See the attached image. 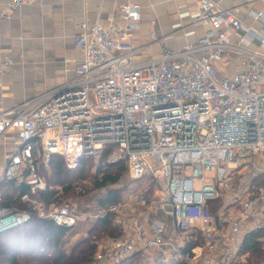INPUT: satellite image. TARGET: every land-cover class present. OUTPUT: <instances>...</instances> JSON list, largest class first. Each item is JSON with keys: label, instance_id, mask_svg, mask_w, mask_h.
Masks as SVG:
<instances>
[{"label": "built area", "instance_id": "2783aa9c", "mask_svg": "<svg viewBox=\"0 0 264 264\" xmlns=\"http://www.w3.org/2000/svg\"><path fill=\"white\" fill-rule=\"evenodd\" d=\"M34 1L7 0L0 19ZM261 1L262 9L248 14L264 23ZM223 2L197 0L193 18L202 34L176 48L161 42L157 56L138 60L141 46L131 38L140 5L126 1L118 20L79 23L72 79L12 106L0 100V144H12L0 181L16 187L14 203L7 204L0 190V233L25 224L34 213L62 226L76 225L80 217L73 204L44 208L36 196L47 188L39 169L49 171L52 154L73 169L82 157L98 158L110 147L107 161L124 160L131 179L151 177L158 193L155 199L130 194L108 205L124 232L99 246L96 261L114 264L143 247L163 254L172 248L188 264H229L240 242L218 257L213 254L225 231L214 225L208 202L226 199L219 208L230 234L264 209V26H246L240 10ZM149 35L157 39L154 31ZM253 40L258 48L252 47ZM227 51L242 55L243 69L221 77L214 62ZM14 64L12 57L0 55V76ZM246 161H256L260 175L241 195L234 173ZM130 200L171 217L181 232L195 228L201 244L183 256L168 245L164 218L149 228L117 220Z\"/></svg>", "mask_w": 264, "mask_h": 264}, {"label": "crops", "instance_id": "0c3cea01", "mask_svg": "<svg viewBox=\"0 0 264 264\" xmlns=\"http://www.w3.org/2000/svg\"><path fill=\"white\" fill-rule=\"evenodd\" d=\"M6 1L0 0V11ZM126 1H135L140 5L138 27L131 38L134 45L141 46L136 58L138 60L157 56L161 52V42L167 47L176 48L194 41L203 32L201 25L193 18L197 10V0H35L20 5L12 11L9 19H0V55L10 56L15 60L13 68L0 76V100L3 101L4 106L18 104L72 79L73 69L79 57V50L74 43L79 33V23L85 21L88 24L94 22L106 24L111 19L118 20L121 13L120 5ZM223 4L226 7H237L246 26L254 29L264 26L263 22L251 19L248 14L249 10L262 9L261 0H224ZM150 31L155 32L157 39L150 37ZM251 45L259 47L255 40ZM241 60L240 53L225 52L220 61L214 62L218 75L229 76L233 72L242 70ZM11 150V143L0 144V175L6 154ZM255 168H258V172L254 173L250 180L238 183L235 181L236 190L241 195L246 194V189L251 188L255 178H259L260 169L254 166V171ZM153 187L157 192L156 184ZM145 195L147 196V193ZM156 197L155 193L149 199ZM223 203H226V199L222 200ZM213 215L214 225L225 231V237L215 247V253L213 252L215 256L218 257L235 241H239L241 246L246 233L255 228L262 229L260 241L264 248V209L258 211L255 217L241 222L234 234H230L228 222L220 208L216 209ZM163 218L167 224L165 239L168 245L176 246V249L184 244L188 236L195 237L194 235L199 234L195 228L188 233L179 231L175 228L171 217H164L161 212L147 209L136 200H130L127 207L117 215V220L125 219L128 224L137 221L146 228H149L155 220ZM128 230L127 233H130ZM122 232H124L123 228ZM81 233L75 232L70 235L71 238H76L70 244L75 242ZM168 249L165 250V257L175 256L170 252L172 248ZM247 255V252L238 254L236 252L229 264H248ZM95 264H109V262L98 260ZM258 264H264V259Z\"/></svg>", "mask_w": 264, "mask_h": 264}, {"label": "trees", "instance_id": "16d2710c", "mask_svg": "<svg viewBox=\"0 0 264 264\" xmlns=\"http://www.w3.org/2000/svg\"><path fill=\"white\" fill-rule=\"evenodd\" d=\"M109 150L110 147H106L96 161L94 157H82L73 169L66 168L60 155L52 154L49 171L39 169L44 174L47 188L38 192L36 196L41 200L44 208H47L50 204L61 202V194L58 193L57 189L58 185L63 193L73 192L77 187V181L86 175L90 167H94L90 178L92 187H104L106 193L99 199L97 218L92 220L89 225L87 224L85 233H82L75 242L69 245L68 249H65L64 236L82 232L81 229L59 225L50 218L39 217L34 213L31 220L25 224L0 233V264L96 263L95 254L100 236L106 235L116 238L123 233L120 224L114 223V216L108 211V205L121 201L119 200V190L112 186L119 181L124 171L127 172V167L124 160L107 161ZM49 172L50 177H47ZM51 182L54 184L53 187L50 186ZM0 190L6 196L7 204L14 203L12 196L16 187L12 181L1 180ZM208 204L214 213L222 204V200H210ZM194 236L185 238L184 244L179 247L181 255L190 254L191 248L202 242L200 233ZM261 236L262 229L255 228L247 232L241 241L237 254L247 252L246 261L248 264H258L264 259ZM162 254L160 249H154L149 254L147 249L141 247L127 258L114 264H188L184 258L175 256L168 261L163 260Z\"/></svg>", "mask_w": 264, "mask_h": 264}, {"label": "rangeland", "instance_id": "374dc122", "mask_svg": "<svg viewBox=\"0 0 264 264\" xmlns=\"http://www.w3.org/2000/svg\"><path fill=\"white\" fill-rule=\"evenodd\" d=\"M97 158H95L96 161ZM259 167L258 163L256 161L249 162L246 161L239 165L235 169L234 173V181L238 183L239 181H248L250 178H252V175L256 172H258V168H255L254 166ZM253 169V170H252ZM94 170V167H90L86 175L81 177V180L77 181L76 189L73 190V192L69 193H63L61 190V187L58 185V193L61 194V202H69L70 204H73L75 207V210L77 214L79 215V220L77 221L76 225L73 226V228L81 229L82 233H85V227L87 224L89 225L92 220H95L97 218L98 214V208H99V199L103 197L106 193V190L104 187L101 188H93L91 184V175L92 171ZM47 177H50V172L46 175ZM239 180V181H238ZM257 179L255 178V181ZM155 180L151 177H142L140 179H131L126 171L123 172L121 175L119 181L114 184L112 187L117 188L119 191V201L120 203L123 202V200H126L128 195H135L137 193H147V197H150L151 195H155L158 192H156V189H154ZM49 185V184H48ZM53 183H50V186L53 187ZM133 201V200H132ZM59 203V204H60ZM222 205V204H221ZM81 233V234H82ZM72 236V235H71ZM69 234H66L64 236V239L66 242H64V248L68 249L70 243L76 239L71 238ZM109 239H112L109 236L103 235L100 236L98 243L99 245H104L108 242ZM99 249V247H98ZM97 249V250H98ZM101 250V249H100ZM153 250L148 251V253H152ZM163 260H170L171 258L165 257V253L162 254ZM149 256V255H148ZM150 257V256H149ZM97 262V261H96ZM110 264V263H109Z\"/></svg>", "mask_w": 264, "mask_h": 264}]
</instances>
